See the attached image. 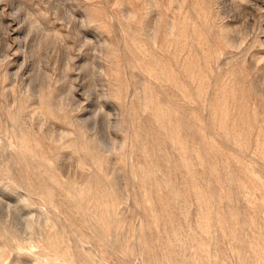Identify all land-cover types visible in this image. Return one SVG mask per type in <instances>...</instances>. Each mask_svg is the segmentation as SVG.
I'll use <instances>...</instances> for the list:
<instances>
[{"label":"rangeland","instance_id":"1","mask_svg":"<svg viewBox=\"0 0 264 264\" xmlns=\"http://www.w3.org/2000/svg\"><path fill=\"white\" fill-rule=\"evenodd\" d=\"M0 264H264V0H0Z\"/></svg>","mask_w":264,"mask_h":264}]
</instances>
